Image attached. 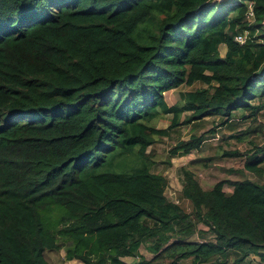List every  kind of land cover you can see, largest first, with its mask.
Instances as JSON below:
<instances>
[{"label":"trees","instance_id":"16d2710c","mask_svg":"<svg viewBox=\"0 0 264 264\" xmlns=\"http://www.w3.org/2000/svg\"><path fill=\"white\" fill-rule=\"evenodd\" d=\"M263 18L264 0H0V264H50L44 252L61 249L83 264L264 261V184L204 189L183 168L187 212L148 159L168 133L153 125L161 115L172 113L170 127L184 111L185 124H223L264 108L254 104L264 98ZM195 82L206 87L167 104L166 91ZM204 139L180 140L170 156ZM255 149L245 167L259 172L264 145ZM199 224L213 239L191 240Z\"/></svg>","mask_w":264,"mask_h":264},{"label":"rangeland","instance_id":"374dc122","mask_svg":"<svg viewBox=\"0 0 264 264\" xmlns=\"http://www.w3.org/2000/svg\"><path fill=\"white\" fill-rule=\"evenodd\" d=\"M225 51L226 46L221 44L219 47L221 57ZM203 87L206 85L200 82H195L191 86L181 85L166 91L164 98L168 105L180 104L182 92ZM262 100L264 98L257 99L254 104H260ZM250 112L235 111L234 117L223 124L221 122L227 120L226 117L218 116H204L185 124L184 120L191 111H184L180 115L179 124L175 127H170L172 113L161 115L153 122L157 129L169 127L167 134L157 135L155 142L148 147L151 170L167 178L165 194L168 199L178 202L185 211L191 212L190 201L181 196L183 168L191 170L204 189L212 188L220 180L230 182L249 179L264 184V162L258 165L261 168L259 172L245 167L246 162L251 160L256 146L264 145V108L253 116ZM199 135L205 138L199 149L185 155L170 156V150L178 141ZM228 152H237L238 155H226ZM224 190L231 192L232 187L226 184ZM199 228L202 232L193 235L191 240L213 239L207 226L199 224ZM140 254L146 258L152 256L144 246H141ZM44 257L50 264H83L77 259L67 260L64 249L47 250ZM260 259L261 257L257 255H250L246 258L245 264H260ZM124 260L132 262L135 257H125ZM185 262H190V259Z\"/></svg>","mask_w":264,"mask_h":264},{"label":"built area","instance_id":"2783aa9c","mask_svg":"<svg viewBox=\"0 0 264 264\" xmlns=\"http://www.w3.org/2000/svg\"><path fill=\"white\" fill-rule=\"evenodd\" d=\"M245 18H246V20L249 23H253L255 21V14H254V11H253L252 2L249 3L248 10L246 12ZM248 37H249V31L248 30H244L242 32L237 33L235 35V37H234V40L236 42H239V43H244V42H246V40L248 39ZM257 256H259V255H257ZM252 259H254V258H252ZM260 261H261L260 264H264V261L262 259H260Z\"/></svg>","mask_w":264,"mask_h":264},{"label":"water","instance_id":"95a60500","mask_svg":"<svg viewBox=\"0 0 264 264\" xmlns=\"http://www.w3.org/2000/svg\"><path fill=\"white\" fill-rule=\"evenodd\" d=\"M262 26H263V29H264V18H263V20H262Z\"/></svg>","mask_w":264,"mask_h":264}]
</instances>
